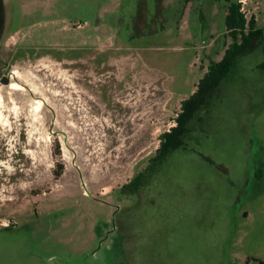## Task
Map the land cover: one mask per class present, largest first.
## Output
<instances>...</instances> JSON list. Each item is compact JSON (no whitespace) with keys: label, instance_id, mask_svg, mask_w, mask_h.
Returning <instances> with one entry per match:
<instances>
[{"label":"rangeland","instance_id":"obj_1","mask_svg":"<svg viewBox=\"0 0 264 264\" xmlns=\"http://www.w3.org/2000/svg\"><path fill=\"white\" fill-rule=\"evenodd\" d=\"M224 2L9 3L0 71L25 88L0 83V136L26 165L0 170V264L264 261L263 44L185 143L153 158L232 41ZM245 7L264 27V0Z\"/></svg>","mask_w":264,"mask_h":264},{"label":"trees","instance_id":"obj_2","mask_svg":"<svg viewBox=\"0 0 264 264\" xmlns=\"http://www.w3.org/2000/svg\"><path fill=\"white\" fill-rule=\"evenodd\" d=\"M241 4L233 0L230 11L224 17V27L232 41L220 60L210 59L204 75L199 79L196 90L181 102V111L176 116L177 125L170 131L161 133V141L154 159L164 158L172 149L185 143L198 120H202L201 110L214 104L219 86L234 67L236 58L243 52L260 44L264 45V27L258 26L256 18L247 19L240 10ZM264 264V261H261Z\"/></svg>","mask_w":264,"mask_h":264},{"label":"flooded vegetation","instance_id":"obj_3","mask_svg":"<svg viewBox=\"0 0 264 264\" xmlns=\"http://www.w3.org/2000/svg\"><path fill=\"white\" fill-rule=\"evenodd\" d=\"M233 0H225V2L223 3V10H224V17L226 16V14L230 11L229 9V6L231 4ZM238 1L240 4V0H236ZM15 78H20L19 77V74H18V71H0V83L6 85V86H12L14 88V84L17 83V85H19L21 88H25L24 85H22L20 82H17L16 80H14ZM16 81V82H13ZM15 89V88H14ZM176 118V117H175ZM175 120V123L166 131L164 132H167V131H170L172 129V127L176 126L177 125V122H176V119ZM161 137V135H160ZM0 139H1V136H0ZM160 141H161V138H160ZM20 144V143H17V145ZM11 143L10 141L6 140L5 138L4 139H1L0 141V170L2 168H6V162H12V165L13 167L15 168H20L21 164L23 165H26V159L23 157V155H21V152H25L24 150H22V145H18L17 147L15 146V149L12 150L11 147H10ZM159 147V146H158ZM157 147V149H158ZM22 150V151H20ZM157 152V151H156ZM156 155V154H155ZM155 155L153 156V158L155 157ZM21 160H23L21 162ZM61 167H63V165H61ZM138 175V173H137ZM135 175L134 179L137 178ZM132 179L129 183H127L124 187H126L128 184H131L133 182Z\"/></svg>","mask_w":264,"mask_h":264},{"label":"water","instance_id":"obj_4","mask_svg":"<svg viewBox=\"0 0 264 264\" xmlns=\"http://www.w3.org/2000/svg\"><path fill=\"white\" fill-rule=\"evenodd\" d=\"M10 2L14 3V0H0V44L6 32Z\"/></svg>","mask_w":264,"mask_h":264},{"label":"crops","instance_id":"obj_5","mask_svg":"<svg viewBox=\"0 0 264 264\" xmlns=\"http://www.w3.org/2000/svg\"><path fill=\"white\" fill-rule=\"evenodd\" d=\"M221 58H222V56H221ZM221 58H220V59H221ZM220 59H216V60H220ZM206 70H207V69H206ZM206 70L203 71V75H204V73L206 72ZM203 75H202V76H203ZM202 76H201V77H202ZM201 77H200V78H201ZM200 78H199V79H200ZM196 88H197V86H195V88L191 91V93H190L189 95L183 96V97L181 98V102H182L184 99L188 98V97H189V96H190V95L196 90ZM180 108H181V107H180ZM180 111H181V109L179 110V112H180ZM177 114H178V113H177ZM176 116H177V115H176ZM5 225H6V224H5Z\"/></svg>","mask_w":264,"mask_h":264},{"label":"built area","instance_id":"obj_6","mask_svg":"<svg viewBox=\"0 0 264 264\" xmlns=\"http://www.w3.org/2000/svg\"><path fill=\"white\" fill-rule=\"evenodd\" d=\"M240 2H241L240 10L245 14V12H246L245 0H240Z\"/></svg>","mask_w":264,"mask_h":264},{"label":"bare ground","instance_id":"obj_7","mask_svg":"<svg viewBox=\"0 0 264 264\" xmlns=\"http://www.w3.org/2000/svg\"><path fill=\"white\" fill-rule=\"evenodd\" d=\"M2 117V112H0V118Z\"/></svg>","mask_w":264,"mask_h":264}]
</instances>
